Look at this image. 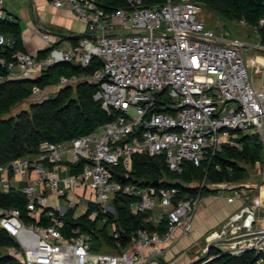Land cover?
Here are the masks:
<instances>
[{
  "label": "built area",
  "instance_id": "1",
  "mask_svg": "<svg viewBox=\"0 0 264 264\" xmlns=\"http://www.w3.org/2000/svg\"><path fill=\"white\" fill-rule=\"evenodd\" d=\"M125 1L105 10L98 0H66L88 33L74 44L52 46L42 57L17 51L8 63L9 76L36 77L56 63L86 66L97 56L102 63L93 73L62 75L58 85L95 83L93 98L113 115L87 133L42 140L31 157L0 164V192L13 189L26 197L25 213L0 204V228L18 243L9 251L25 264H153L178 226L183 234L191 231L196 208L204 196L213 195L239 205L206 233L197 264H216L212 259L223 253L246 251L253 254L249 264H264V168L256 193L249 185L207 180L222 145L234 144L239 132H256L264 144V85L256 87L249 71L252 66L264 70L257 26L251 27L257 41L250 43L206 26L202 0ZM51 3L59 7L63 1ZM239 23L245 25L243 19ZM263 23L260 18L258 24ZM41 36L49 38L47 32ZM10 41L0 32V44ZM46 86L34 84L31 95ZM134 153L162 155L176 173L191 162L202 166L204 175L190 183L196 192L184 196L175 186L118 181L113 167L120 165L126 178ZM80 161V170L71 172L70 164ZM213 167L221 169L218 162ZM119 192L134 197L129 204L133 212L151 210L156 221L165 216L166 229L138 228L132 240L136 245L121 252L91 250L86 233L64 236L68 211L77 217L89 210L90 219L113 213L112 199ZM50 195L56 197L55 207L48 205ZM112 230L117 236L113 223Z\"/></svg>",
  "mask_w": 264,
  "mask_h": 264
},
{
  "label": "trees",
  "instance_id": "2",
  "mask_svg": "<svg viewBox=\"0 0 264 264\" xmlns=\"http://www.w3.org/2000/svg\"><path fill=\"white\" fill-rule=\"evenodd\" d=\"M162 1L145 0L149 5L159 4ZM202 1L204 4L202 16L208 11L218 14L227 22L240 24L239 21L243 19L244 26L249 29L257 26L260 40L264 43V23L258 24L259 19L264 18V0ZM125 3V0H99V4L105 10L124 6ZM205 24L208 26L206 21ZM0 32L11 40L8 44H0V59H3V62L0 61V76L3 77L0 79V164H6L17 157H31L37 152L38 144L42 140L71 139L93 130L113 117L103 108L99 100L93 98L96 85L88 80L60 86L53 95L30 101L27 108L9 114L14 106L31 96L34 84L43 88L46 85L58 84L62 75L91 74L101 66L102 62L100 58L94 56L86 66L64 61L47 67L36 77L9 76L8 63L13 61V55L17 51H25L19 20L0 14ZM83 35L71 36V42L76 43ZM56 45L58 43L52 46ZM50 48L39 50L36 56H45ZM162 109L168 110V108ZM234 139V144L224 143L215 156L214 162H218L221 169H214V162L210 164L207 174L208 183H238L248 176L249 167L258 165L264 168V144L258 133L239 132ZM81 166L82 161L70 164V171L78 172ZM123 173L124 169L120 165L113 167L114 178L120 182L136 181L143 185L175 186L179 195L184 196L196 192L197 187L190 183L201 180L204 170L202 166L187 162L183 171L176 173L167 167L162 155L134 153L131 170L124 180H122ZM211 190L209 187H204V191ZM132 200H134L133 196L119 192L112 199L115 211L99 212L94 219L88 217L89 210L77 217L72 215V211H68L62 232L65 237L79 233L89 234L93 251L121 252L131 244L138 228L146 227L158 232L166 229L165 216L160 221H156L154 216L152 217L151 210L133 212L129 208ZM25 202L26 197L20 191L12 189L8 192H0L1 205L17 206L25 213ZM24 217L29 218L25 214ZM112 223L118 233L117 236L112 230ZM73 229L78 231L74 232ZM17 246V241L0 228V264H25L19 255L7 251ZM252 259L253 254L246 251L240 254L223 253L212 261L216 264H249ZM197 262L198 260H194L190 264Z\"/></svg>",
  "mask_w": 264,
  "mask_h": 264
},
{
  "label": "crops",
  "instance_id": "3",
  "mask_svg": "<svg viewBox=\"0 0 264 264\" xmlns=\"http://www.w3.org/2000/svg\"><path fill=\"white\" fill-rule=\"evenodd\" d=\"M62 1L63 4L56 7L51 0H4L0 14L19 20L25 51L36 55L39 50L46 49L54 43L73 44L71 36L88 33L85 23L78 18L66 0ZM42 32H47L49 38L44 39L41 36ZM10 76L18 77L16 74ZM50 85L56 86V90L60 87L58 84ZM201 202L207 203L209 207L210 204L218 205L206 209L203 204H200L194 213L191 231L183 234L181 226H178L173 240L162 243L163 254L153 261V264H188L191 259L187 257L188 263H185L183 252L194 248L196 242L201 240L205 233L214 228L239 205V201L226 202L213 195L204 196ZM134 245L136 243L131 242L127 249Z\"/></svg>",
  "mask_w": 264,
  "mask_h": 264
},
{
  "label": "rangeland",
  "instance_id": "4",
  "mask_svg": "<svg viewBox=\"0 0 264 264\" xmlns=\"http://www.w3.org/2000/svg\"><path fill=\"white\" fill-rule=\"evenodd\" d=\"M203 14H204V16H202V18L205 19L204 21H206L208 26L213 28V30L217 34H220L221 31H223L229 37L237 36V37H240L241 39L245 40L246 42H250V43H253V42L255 43L257 41L256 37L254 36L253 31L251 29H249L247 26H244L242 24L240 25V24L235 23V22H227L224 19H222L218 14H214V13L212 14V13H209L208 11H205ZM253 53H254V51L251 49L249 51V54L252 55ZM249 71H250V75L252 78V82L256 87H261L262 85H264V70L261 69L260 71H255L254 66H252L249 68ZM55 92H56V86L47 85L44 89H42V91L38 95H36V96L31 95L30 97H28L23 102L14 106L11 109L9 114L16 113L19 110H21L22 108H27L30 101L40 100L44 97L53 95ZM262 182H263L262 167H260L258 165H254L252 167H249L248 176L243 181L238 182V183H233V185L245 184V185L252 186V188H253L252 192L256 193V192H258V189L256 190V187L259 188V186L262 184ZM221 199L226 201L225 198H221ZM200 204H203V206H205L206 209L214 208L215 206L218 205V204H215V205L210 204V207H209L207 205V203L201 202ZM200 204L198 205V207L200 206ZM48 205H51L54 207L56 206V197L54 195L49 196ZM236 209L237 208H235L233 211L228 213V215L233 213ZM81 212H82V210L80 208H78L76 210V213H81ZM153 216H154V214H153ZM218 225H219V223L216 224L215 227H217ZM205 235H206V233H205ZM205 235L203 236V238L201 240L196 242V244L194 245V248H192L191 250L189 249V251L186 250L185 252H183L182 256L184 258L185 263L186 262L188 263L187 257H188V259H191L188 264H190L194 260H197L200 257V253L198 252V250H200V248L205 245V241H204ZM182 245H184V244H182ZM11 249L12 248L8 249L7 251H9Z\"/></svg>",
  "mask_w": 264,
  "mask_h": 264
},
{
  "label": "water",
  "instance_id": "5",
  "mask_svg": "<svg viewBox=\"0 0 264 264\" xmlns=\"http://www.w3.org/2000/svg\"><path fill=\"white\" fill-rule=\"evenodd\" d=\"M50 47H52V46H50ZM51 49V48H50ZM262 51H264V49H262ZM125 178H124V176H122V180H124Z\"/></svg>",
  "mask_w": 264,
  "mask_h": 264
}]
</instances>
